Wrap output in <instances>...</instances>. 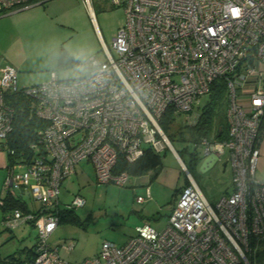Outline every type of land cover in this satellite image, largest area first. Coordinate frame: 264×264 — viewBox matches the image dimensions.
<instances>
[{"label": "built area", "instance_id": "obj_1", "mask_svg": "<svg viewBox=\"0 0 264 264\" xmlns=\"http://www.w3.org/2000/svg\"><path fill=\"white\" fill-rule=\"evenodd\" d=\"M45 1L0 0V17ZM83 1L91 9V1ZM108 2L123 7L125 21L111 47L103 44L105 59L90 56L82 76L59 79L51 71L48 80L26 86H18L13 66L0 76V149L12 130L9 94L29 98L30 115L44 122L26 150H8L12 159L2 185L3 195L28 207L4 212V228L36 230L33 256L23 264H254L264 258V182L256 176L264 119V0ZM215 79L225 82L226 131L216 145L215 130L200 144L204 155L217 159L227 152L231 192L210 203L184 165L188 183L162 229L145 221L121 245L103 241L94 256L63 258L60 245L48 239L61 212L85 204L77 194L60 206V187L76 164L89 162L98 183L125 185L129 173L114 171L119 158L131 163L148 147L172 149L162 117L184 113L186 125H194V106ZM65 248L70 251L73 242Z\"/></svg>", "mask_w": 264, "mask_h": 264}, {"label": "rangeland", "instance_id": "obj_2", "mask_svg": "<svg viewBox=\"0 0 264 264\" xmlns=\"http://www.w3.org/2000/svg\"><path fill=\"white\" fill-rule=\"evenodd\" d=\"M50 1L44 12L34 9L39 6L44 8L48 2L18 12V17L14 19L0 22V30L4 28L8 30V26L14 27L18 24V31L22 35L18 45V61H23L31 71H24L25 66L24 69L17 71L18 86L31 85L29 75L49 79L52 70L56 71L59 79L82 76L86 71L85 62L90 56L96 55L101 60L105 59L104 45L98 32L103 37L105 46L110 48L116 30L125 21L123 7L111 6L109 0H90L92 12L83 0ZM48 12L47 17L45 13ZM54 14H58L59 17ZM57 39L63 40L65 50L73 53L71 55L79 61L76 65L57 69V62L54 60L53 67L50 65L49 59L56 57ZM0 63L5 64L2 59ZM208 100L209 94L200 96L194 106V112L198 113ZM225 108V104L216 107V118L222 123H225ZM187 117L188 114L184 113L175 117L167 133L177 152L185 146L190 151L194 148L189 141V131L185 122ZM201 150L202 145H199L196 151ZM159 154L161 164L158 167L141 175L129 174V179L123 186L98 183L93 166L89 162L82 160L77 163L76 173L60 187L59 201L61 208H65L73 196L79 194L85 199V204L74 211L79 222L67 219L60 222L48 239L50 245H60L59 253L63 258L70 262H79L97 254L103 241L123 244L135 235L136 226L144 221H148L158 230L162 229L171 210L175 189L185 182L186 173L170 147ZM198 155L199 161L188 171L206 198L213 203L212 201L230 185L229 166L222 171L227 152L221 155L220 160L213 161L206 167L203 165L208 155L203 156L199 152ZM182 157L181 159L186 162L187 156ZM5 174L6 169L0 168V194L3 193L2 183ZM147 188L150 197L146 196ZM141 198L146 199L141 201ZM27 201L31 206L28 197ZM3 215L0 209L1 253L7 254L12 250L32 247L36 239L35 228L24 225L11 230L5 229L2 225ZM3 234H6L8 239H4ZM68 242H73L70 251L65 248ZM254 264H264V258L259 255L255 258Z\"/></svg>", "mask_w": 264, "mask_h": 264}, {"label": "trees", "instance_id": "obj_3", "mask_svg": "<svg viewBox=\"0 0 264 264\" xmlns=\"http://www.w3.org/2000/svg\"><path fill=\"white\" fill-rule=\"evenodd\" d=\"M78 62L79 61L73 55L68 53L63 46L60 47L57 60V69L72 67ZM225 94L224 80L215 79L211 83L209 100L200 109L197 122L192 126L186 125L189 131V141L192 144H199L200 140L203 137H210L211 134L214 133V130V136L217 140L224 137L226 124L224 122L222 123L221 121H218V119L216 118V107L221 104H225ZM6 102L10 104L14 110L12 130L7 135L6 142L3 147V150L7 149L5 150V152L8 156V161H10L12 158L10 157L8 150H14L16 155H18V152L26 150L28 144L31 141L35 140L36 130L42 127L44 125V122L35 117L34 114L30 115L27 107L30 103L29 98L19 95L18 92L9 94L6 97ZM173 119L174 117L171 116V113H169L168 111L160 121V126L166 134L169 133L172 127ZM262 129H264V119H262L261 123V130ZM193 146L194 148L192 151L188 150V148L185 146L180 150L181 153L178 152L181 158H183L182 156H187L186 162L184 160L183 161L188 170L190 168L192 169L199 161V155L196 151V148H198L199 145ZM160 164V154L148 147L144 149L143 154L134 162H127L123 159V157H120L114 168V171L125 170L132 175H141L150 169L158 167ZM187 183L188 181L185 178V182L183 185ZM182 186L175 189L174 197L180 191ZM3 196L4 203L0 204V208L3 213L18 207L27 210L28 207L25 204L18 202V200L14 199V197L9 193ZM74 211L75 210H66L61 212L60 222L65 219L72 222H79V218ZM32 252V247H23L17 250V252L5 255L0 251V264H23L24 262L31 260L33 256Z\"/></svg>", "mask_w": 264, "mask_h": 264}, {"label": "crops", "instance_id": "obj_4", "mask_svg": "<svg viewBox=\"0 0 264 264\" xmlns=\"http://www.w3.org/2000/svg\"><path fill=\"white\" fill-rule=\"evenodd\" d=\"M48 1H50V0H47V1H45V2H48ZM51 2V1H50ZM48 4H49V2L47 3V4H45V5H43V6H45L44 8H42V6H39V5H37V6H39V7H37L36 9H34V10H36V11H39V10H41V11H45L47 8V6H48ZM41 5V4H40ZM35 7V6H34ZM32 8V7H31ZM28 9H30V8H28ZM25 10H27V9H25ZM22 11H24V10H22ZM43 11V12H44ZM91 11H92V8H91ZM19 12H21V11H19ZM48 14H49V12L48 13H45V15L48 17ZM50 15H52L53 16V14H50ZM56 17H59V15L58 14H54ZM16 17H18V12H15V13H12V14H9V15H6V16H3V17H0V22H2V21H5V20H10V19H14V18H16ZM9 28H8V30L6 29V28H4L3 30H0V60L2 59V61L3 62H5V64H1L0 63V76H1V74H2V70H3V68L4 67H6V65L7 66H13V67H15L16 68V70L19 72V70L20 69H24L23 67L25 66V63L23 62V61H18V45H19V41H20V39L22 38V35L19 33V31H18V24L16 25V26H14V27H10V26H8ZM98 34H99V37H100V40H101V42L105 45V43H104V39H103V37H101V35H100V33L98 32ZM62 41L63 40H59V39H57V44L55 43V46L56 47H58V48H56V50H57V52H56V57L55 58H50L49 59V61H50V65H52V67H53V62H52V60H54V61H56L57 62V60H58V54H59V49H60V47L61 46H63L62 45ZM61 42V43H60ZM60 44V45H59ZM70 54H73V53H71V52H69ZM74 56V55H73ZM26 67V66H25ZM47 68L46 69H48L49 68V65H47L46 66ZM24 71H31V68L29 69V67H26L25 69H24ZM52 71H54V70H52ZM51 73V72H50ZM46 79H48V77H36V78H34L33 77V75H29V80H30V83L29 84H37V83H40L41 81H44V80H46ZM216 142H217V139H214L213 140V143H214V145H216ZM192 145H201L200 143L199 144H192ZM259 147H260V155H259V158H258V163H257V168H256V176H257V178H258V180L260 181V182H264V129H262L261 130V140H260V144H259ZM172 150L174 151V153L176 154V156H177V158L179 159V161L181 162V164H182V167L185 165L184 164V161L181 159V157H180V155L178 154V152L174 149V147L172 146ZM197 152H199V154H202L203 156H204V154H203V152H202V150L201 151H197ZM207 156V155H206ZM221 157V156H220ZM216 160H220V159H217V157H216V155L214 154V153H210L209 155H208V157H207V159H206V161H205V163H204V165H203V167H206L207 165H210L213 161H216ZM81 162V161H80ZM8 164V156H7V154H6V152H5V150H3V149H0V168L2 169H6V165ZM227 166H229V164L227 163V159H226V161L224 162V164H223V169H222V171H224L225 170V168L227 167ZM229 169H230V166H229ZM76 172H74L72 175H74ZM191 174V173H190ZM72 175L69 177V178H67L65 181H67V180H69L71 177H72ZM230 175H231V169H230ZM192 176V175H191ZM231 177V176H230ZM193 178V177H192ZM193 180H194V178H193ZM194 182H195V184L198 186V184L196 183V181L194 180ZM63 184V183H62ZM184 183H182L181 184V186L183 185ZM2 185H3V183H2ZM198 188L200 189V187L198 186ZM201 190V189H200ZM231 190H232V185H231V181H230V185L229 186H227L226 188H225V190L222 192V194L221 195H223V194H228V193H230L231 192ZM147 191H149V189L147 188ZM202 192V191H201ZM203 193V192H202ZM204 195V194H203ZM220 195V196H221ZM3 196V194L1 193L0 194V197H2ZM147 196V195H146ZM219 196V197H220ZM147 197H150V193H149V196H147ZM204 197L206 198V196L204 195ZM218 197V198H219ZM217 198V199H218ZM142 199H146V198H141V201H142ZM207 199V198H206ZM216 199V200H217ZM208 200V199H207ZM215 200V201H216ZM209 201V200H208ZM215 201H212L213 203L215 202ZM210 202V201H209ZM211 203V202H210ZM172 205V204H171ZM33 206V205H32ZM1 209V208H0ZM1 212H2V210H1ZM145 222V221H144ZM146 222H148V221H146ZM166 222H167V220H166ZM143 223V222H142ZM141 223V224H142ZM166 224V223H165ZM165 226V225H164ZM6 234H3V236H4V239H8L7 238V235L5 236ZM2 236V235H1ZM0 236V238H2ZM8 241V240H7ZM1 250V249H0ZM18 250V249H17ZM17 250H15V251H10L9 253H7V254H10V253H14V252H17ZM18 254V253H17ZM5 255V254H4Z\"/></svg>", "mask_w": 264, "mask_h": 264}, {"label": "snow or ice", "instance_id": "obj_5", "mask_svg": "<svg viewBox=\"0 0 264 264\" xmlns=\"http://www.w3.org/2000/svg\"><path fill=\"white\" fill-rule=\"evenodd\" d=\"M234 14H238V12L236 10H234Z\"/></svg>", "mask_w": 264, "mask_h": 264}]
</instances>
